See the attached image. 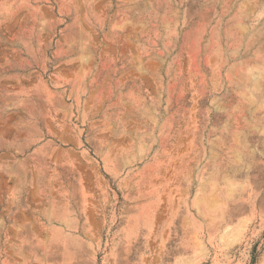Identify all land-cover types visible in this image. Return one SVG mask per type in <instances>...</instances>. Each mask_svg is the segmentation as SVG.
Here are the masks:
<instances>
[{"label": "rangeland", "instance_id": "374dc122", "mask_svg": "<svg viewBox=\"0 0 264 264\" xmlns=\"http://www.w3.org/2000/svg\"><path fill=\"white\" fill-rule=\"evenodd\" d=\"M0 264H264V0H0Z\"/></svg>", "mask_w": 264, "mask_h": 264}]
</instances>
